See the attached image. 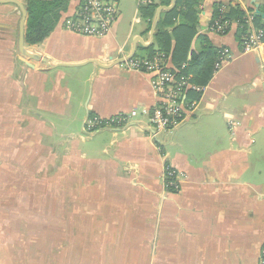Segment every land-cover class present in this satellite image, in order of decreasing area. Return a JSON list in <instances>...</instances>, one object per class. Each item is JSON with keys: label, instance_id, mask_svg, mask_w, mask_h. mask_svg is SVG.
<instances>
[{"label": "crops", "instance_id": "crops-1", "mask_svg": "<svg viewBox=\"0 0 264 264\" xmlns=\"http://www.w3.org/2000/svg\"><path fill=\"white\" fill-rule=\"evenodd\" d=\"M16 1L28 9V0ZM83 1L55 6L49 37L25 43L46 65L21 55V11L0 4V264H260L264 45L245 53L237 23L224 35L208 29L217 4L256 18L264 0H199L188 60L206 46L203 36L231 57L197 85L203 92H189L197 105L187 124L157 137L144 114L155 104L150 77L126 63L157 48L153 25L167 6L156 0L150 26L140 0H119L117 24L97 39L64 26ZM173 22L165 27L171 52L174 29L189 24ZM121 116L132 123L85 131L88 118ZM167 168L181 180L178 191L166 186Z\"/></svg>", "mask_w": 264, "mask_h": 264}, {"label": "built area", "instance_id": "built-area-1", "mask_svg": "<svg viewBox=\"0 0 264 264\" xmlns=\"http://www.w3.org/2000/svg\"><path fill=\"white\" fill-rule=\"evenodd\" d=\"M154 0H140V5L152 4ZM227 8H221V17L209 31L224 35L231 28L233 22L224 20L223 16ZM119 0H84L80 3L78 10L65 19L64 26L72 33L104 39L108 37L119 20ZM248 28L242 37V49L245 53L256 52L262 46L264 30L254 29V15L245 13ZM221 61L217 65L229 59L230 51H221ZM163 54H158L153 58H133L126 65L131 70L147 74L151 80V86L155 97L154 106L144 111L149 116L150 124L155 136L173 133L179 127L187 124L189 117L194 112L196 101L188 100L189 92L199 95L203 88L192 84L190 75L184 74L187 66L183 65L181 70H175L169 66L168 60ZM130 119L126 116L117 117L107 121L99 118L89 119L86 122L85 131L96 133L106 128H117L118 130L128 126ZM165 182L169 190L178 191L181 180L177 178L175 170L167 168ZM260 264H264V246L261 251Z\"/></svg>", "mask_w": 264, "mask_h": 264}, {"label": "trees", "instance_id": "trees-1", "mask_svg": "<svg viewBox=\"0 0 264 264\" xmlns=\"http://www.w3.org/2000/svg\"><path fill=\"white\" fill-rule=\"evenodd\" d=\"M64 1L65 0H28V21L25 30V43L28 46H37L49 37L59 18L57 15L55 17L53 8L58 5L59 10H66L68 4L66 6L64 4L67 3L68 0ZM160 1L161 5L167 7L170 6L172 2V0ZM60 3L62 5H60ZM198 5L199 0H176V7L174 11L167 13V20L161 21L157 27L155 33L157 48H147L144 50L148 52V58H153L157 53L163 54L167 58L166 60H169V63L173 65L175 70H181L182 66L186 65L187 70L184 74L195 75L194 79H191L192 84L206 85L213 75L214 67L220 63L222 55L221 50H215L211 47L207 39H205V36H203L201 39L205 40L206 46L200 53L192 54L191 60H188L190 44L196 34V8ZM79 6H77L76 11ZM158 7V4H152L148 6H141L140 8L142 18L147 20L150 26L155 18ZM222 7L223 5L221 4H217L215 6L213 21L219 19L220 9ZM69 17L70 16L66 19ZM179 17L185 19V22H188L189 24L183 23L174 29L173 36L176 40V47L175 50L171 52V41L168 33L165 31V27L173 24V21ZM223 18L224 20L238 24L240 29L239 39L241 43L242 35L246 33L248 28L245 12L241 9V7L235 6L232 10L226 12ZM254 25L257 29L264 30V20L261 17H256L254 19ZM228 32L229 30L226 34Z\"/></svg>", "mask_w": 264, "mask_h": 264}, {"label": "water", "instance_id": "water-1", "mask_svg": "<svg viewBox=\"0 0 264 264\" xmlns=\"http://www.w3.org/2000/svg\"><path fill=\"white\" fill-rule=\"evenodd\" d=\"M8 3L16 5L20 9L21 14H22V19H21V23H20V38H19V49H20L21 55L29 56L34 61H42V63L46 65L47 64V58H43V56H40L37 53L35 54L33 51H28V49L25 47V22H26L27 16H28L26 7L16 0H5V1L0 0V4H8ZM175 5H176V0H173L172 6L164 7V8H161L159 10L157 17H156V20H155V23L153 25V30H152L153 39L155 36L157 24H158L159 18L161 16V13L163 12V10L172 11L174 9ZM255 16L264 18V15H262L258 9L255 12Z\"/></svg>", "mask_w": 264, "mask_h": 264}, {"label": "rangeland", "instance_id": "rangeland-1", "mask_svg": "<svg viewBox=\"0 0 264 264\" xmlns=\"http://www.w3.org/2000/svg\"><path fill=\"white\" fill-rule=\"evenodd\" d=\"M152 4H156V0H154V2L152 3ZM152 4H148V5H152ZM148 5H142V6H148ZM241 9L245 12V9L244 8H242L241 7ZM227 10V9H226ZM246 11L249 13V14H252V12H249L247 9H246ZM226 12H228V10L226 11ZM220 17H221V9H220ZM220 17H219V19H220ZM219 19H217V20H215V21H212L211 22V24H210V26H212L216 21H218ZM210 26H209V28H210ZM253 28L255 29L256 28V26L254 25L253 26ZM257 29V28H256ZM209 30V29H208ZM262 30V29H261ZM242 37H243V35H242ZM262 46L264 45V39L262 40ZM241 46H242V38H241ZM222 51V50H221ZM140 53V52H139ZM159 53H157L156 55H158ZM155 55V56H156ZM154 56V57H155ZM132 123V120L130 121V124ZM87 133V132H86ZM15 196H16V194H15ZM23 202V200L21 201V200H19V201H17V200H15V208L16 207H19L20 208V204ZM18 203V204H17ZM35 203V202H34ZM14 213H15V215H14V227H15V234H14V238H15V240L17 239V234L18 235H21V232H20V223H21V219H20V217H18L17 216V214H19V210H17V209H15V211H14ZM36 229V228H35ZM36 235H37V231L36 230H30V232H29V238L31 239V241H35L36 242V240L35 239H37L36 238ZM34 243V242H33ZM32 243H30V245H31ZM20 246L19 245H15V249L16 248H19ZM30 253H36V251H34V248H33V245H31L30 246Z\"/></svg>", "mask_w": 264, "mask_h": 264}]
</instances>
